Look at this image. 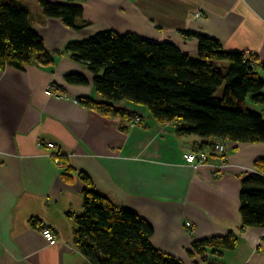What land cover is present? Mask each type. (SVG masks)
<instances>
[{
	"label": "crops",
	"instance_id": "obj_1",
	"mask_svg": "<svg viewBox=\"0 0 264 264\" xmlns=\"http://www.w3.org/2000/svg\"><path fill=\"white\" fill-rule=\"evenodd\" d=\"M39 1L20 2L49 53L113 31L167 42L197 57V40L184 36L196 33L227 52L248 53L264 78V0H46L80 5L79 29L44 17ZM69 74L82 75L87 84H67ZM92 80L62 52L48 66L0 70V264H90L75 244L88 186L80 173L114 205L145 220L153 229L151 245L182 264H264V228L243 227L239 212L241 179L257 171L264 143L227 141L226 166L215 178L220 162L211 139L179 135L177 124L157 121L128 101L105 102ZM49 88L59 97L47 95ZM81 99L132 117L103 115ZM136 117L142 125L130 126ZM38 141L55 149L40 148ZM191 151L206 153L208 166L195 171L185 164ZM44 228L53 231L54 245L43 237ZM227 237L234 240L230 249L193 251L197 241Z\"/></svg>",
	"mask_w": 264,
	"mask_h": 264
},
{
	"label": "trees",
	"instance_id": "obj_2",
	"mask_svg": "<svg viewBox=\"0 0 264 264\" xmlns=\"http://www.w3.org/2000/svg\"><path fill=\"white\" fill-rule=\"evenodd\" d=\"M20 1L0 0V70L6 66L23 70L33 63L48 66L62 52L93 75V89L105 102L145 107L157 121L177 124L179 135L211 139L210 148L219 139L264 143V81L254 67L256 59L248 53L227 52L216 40L184 32L186 38L197 40V57H192L167 42L113 31L49 53L31 28L29 9ZM39 7L46 18L60 19L73 29L82 27L77 23L83 16L80 5L40 0ZM64 80L69 85L87 84L80 74L66 75ZM248 99L261 106L263 114L250 110ZM80 102L106 116L132 117L106 103ZM256 168L241 179L239 212L243 227L264 228V159L256 162ZM79 175L88 186L82 192L75 244L90 264H182L151 245L153 229L145 220L114 205L84 174ZM228 237L197 241L193 251L204 255L207 248L230 249L234 240Z\"/></svg>",
	"mask_w": 264,
	"mask_h": 264
},
{
	"label": "built area",
	"instance_id": "obj_3",
	"mask_svg": "<svg viewBox=\"0 0 264 264\" xmlns=\"http://www.w3.org/2000/svg\"><path fill=\"white\" fill-rule=\"evenodd\" d=\"M195 16L200 17V14L197 13ZM45 93L49 96L59 97L58 93L53 92L51 88L47 89ZM139 122H140V119L135 118V123L131 124L130 126H134L136 124L138 125ZM226 142H227V139H219L213 144L212 148H210V150L218 156V160L220 162V164L216 167V169L213 172V176L215 178L220 176V169L226 166L225 158L223 157V155L225 154ZM37 146L40 148H45L47 150L55 149V145L50 142L43 143L41 141H38ZM183 160L185 164L191 166L195 171L199 170L201 167L208 166V156L206 153L201 152V151L187 152L184 154ZM55 163L59 165V167H62L58 159H55ZM191 226H192L191 223L189 222L185 223V228L191 229ZM42 235L50 245H54L56 243L55 235L51 229L44 228L42 230Z\"/></svg>",
	"mask_w": 264,
	"mask_h": 264
},
{
	"label": "rangeland",
	"instance_id": "obj_4",
	"mask_svg": "<svg viewBox=\"0 0 264 264\" xmlns=\"http://www.w3.org/2000/svg\"><path fill=\"white\" fill-rule=\"evenodd\" d=\"M263 81H264V78L262 77ZM247 106L250 110L254 111V112H257L259 114H263V108L261 106H258V105H255L253 104L250 99L247 100Z\"/></svg>",
	"mask_w": 264,
	"mask_h": 264
}]
</instances>
